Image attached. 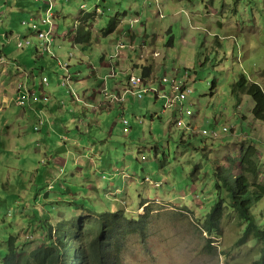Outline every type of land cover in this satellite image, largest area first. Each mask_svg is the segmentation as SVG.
Masks as SVG:
<instances>
[{"label": "rangeland", "instance_id": "1", "mask_svg": "<svg viewBox=\"0 0 264 264\" xmlns=\"http://www.w3.org/2000/svg\"><path fill=\"white\" fill-rule=\"evenodd\" d=\"M13 1L0 0L4 14L0 54L6 58L4 63L0 59V73L8 65L24 84L18 95L32 91L38 100L27 98L26 106L12 103L0 115L12 120L9 134L19 132L23 121L27 131L21 138L10 135L11 144L26 145L25 160L17 156L9 161L7 152L0 153V264H5L13 236L20 249L30 254L48 248V241L52 245L58 238L64 240L63 223V230L76 227L83 235L90 232L94 224L82 222L80 227V220L87 217L75 214L69 201L100 214L120 209L135 220L147 213L149 236L145 241L141 237L129 241L125 264H255L260 260V241L252 238L239 245L247 225L235 212H225L213 246L201 226L218 199L216 166L236 169L237 175L232 160L242 148L257 145L264 183V122L252 116L255 101L235 91L243 76L264 87V0H55L57 36L50 46L21 25L40 11L46 17L49 0H22L23 10ZM97 7L100 13L91 21V41H75L74 24L82 10L90 13ZM112 20L117 29L102 35ZM9 32L11 36L5 38ZM26 38L31 45L20 47ZM144 68L151 70L152 76L145 79L158 92L143 99L127 93L123 104L110 106L112 98L123 95L130 74L143 77ZM165 77L171 82L161 86ZM9 79L8 73L0 76V81ZM175 80L193 92L183 105L166 109ZM73 92L79 102L73 100ZM188 108L197 122L187 115ZM151 114L160 119L151 121ZM41 117L62 128L53 125L49 133L47 125L39 124ZM181 119L192 126H180ZM195 124L201 130L221 132L229 127L231 134L223 133L217 143H204L202 135L193 134ZM31 135L40 147L28 140ZM154 143H160L158 152ZM49 157L66 163L62 181L49 175L60 173L45 164ZM26 163L24 175L18 177L14 167ZM98 180L106 189L95 190ZM110 189L116 197L107 196ZM254 213L264 229V200ZM93 240L90 233L86 245Z\"/></svg>", "mask_w": 264, "mask_h": 264}, {"label": "trees", "instance_id": "2", "mask_svg": "<svg viewBox=\"0 0 264 264\" xmlns=\"http://www.w3.org/2000/svg\"><path fill=\"white\" fill-rule=\"evenodd\" d=\"M86 16L88 19H93L92 13H86L84 19ZM30 24L32 25L33 22ZM85 28L82 25L76 31L75 40L79 43L91 41V33ZM116 29V21L112 20L109 26L103 30L102 35L108 36ZM30 32L33 33L31 28ZM150 72L149 68H144L142 76L149 78L152 76ZM261 76L264 77V71ZM235 91L245 92L255 101L252 116L256 120L264 122V87L243 76ZM204 138V143H206L208 139ZM182 142L189 143L185 139ZM154 145L153 148L158 152L160 143H158L159 146L156 143ZM260 153L256 146L248 149L242 148L239 156L232 160L233 167L238 169L237 175L235 174L236 169L230 170L223 167L224 165L216 166L214 174L218 199L205 217L201 228V231L215 235L220 230L225 212L228 210L235 212L247 225L239 244H247L252 238L262 243V257L255 264H264V229L254 213L255 208L264 199V183L260 182L262 163ZM77 203L73 201L69 202V205L74 208L75 214L82 213L87 217L85 220H80V227H83L82 222L94 224L90 226V232L83 235L76 227L67 232L61 231V234L63 232L65 235L64 240L49 244L48 248L43 246L30 254H27L24 249H20L19 241L13 236L9 240L8 253L4 259L5 264H124V255L128 249L130 238L137 235L146 237L149 224L146 219L147 213L135 220L122 211L114 214H100L93 209L77 206ZM62 204L63 202L60 203V205ZM148 209L149 207H147ZM91 220L93 221L91 222ZM90 233L94 240L91 245L90 243L86 245L85 239H90ZM33 238L32 236L31 240ZM212 242L214 241L210 239L209 243Z\"/></svg>", "mask_w": 264, "mask_h": 264}, {"label": "crops", "instance_id": "3", "mask_svg": "<svg viewBox=\"0 0 264 264\" xmlns=\"http://www.w3.org/2000/svg\"><path fill=\"white\" fill-rule=\"evenodd\" d=\"M54 2H55V0H54ZM10 2H8V6H7V10H9L10 9V4H9ZM11 3H13L14 4V6L15 7H18V9L19 10H23L22 9V0H14L13 2H11ZM54 5H55V3H54ZM82 8L84 9L85 8V5H83L82 6ZM41 12V11H40ZM40 12L38 13V14H33V15H31V17H29V19H28V21H26V20H24L23 22H22V26L24 27L25 26V28H26V30L28 31V33H30V28H31V26H30V22H32V20H33V18H35V19H39L40 18V16H41V14H40ZM9 13L10 14H12V11H9ZM90 13H92L93 14V19H94V17H98V14L100 13V10H99V7H97L96 8V10L94 11V12H90ZM2 15H4L3 13H0V16H2ZM39 15V16H38ZM86 15V13L82 10V17L79 19V20H77L76 21V23L74 24V29H75V33H74V35H73V37H74V40H75V35H76V31H77V29H79V27L80 26H84V27H86L85 28V30L87 31V30H91L90 29V26L92 25V23H91V21H93V19L91 18V19H88V17L86 16V19H84V16ZM54 18H55V16H54ZM0 20H1V18H0ZM135 20H137V19H135ZM134 20V21H135ZM24 23H28V24H24ZM87 24H89V26H87ZM31 34V33H30ZM11 36V32H9V33H6L5 34V38H9ZM32 36L33 37H35L34 36V34L32 33ZM26 39H29V38H26ZM30 40V39H29ZM31 41V40H30ZM76 41V40H75ZM37 50V49H36ZM0 59H1V63H4V62H6L5 60H6V58H5V56L3 55V54H0ZM16 64H18V61L16 60V61H14V63H13V65H16ZM18 67H20V66H18ZM10 68H9V66L8 65H6L3 69H2V71H1V73H0V76H2L4 73H8L9 74V80H8V82H6V81H0V115H1V113L2 112H4V111H6V109H7V107H9V105H11L12 103H15L16 104V100H17V98L19 97V90H18V86L22 83V82H20V80H19V78H17L15 75H14V73H13V71H11V70H9ZM23 84V83H22ZM121 85H123L125 88H126V86H127V84H125V83H122ZM185 86H187L186 84H185ZM23 87H24V84H23ZM22 87V88H23ZM192 91V90H191ZM193 92V91H192ZM15 94H17V97H15ZM152 116H151V121H154L155 119H160V118H158V117H156V116H153V114H151ZM24 116V118L26 119V116H25V114L23 115ZM1 117V116H0ZM19 118H21V115H20V117H18V119ZM12 121V120H11ZM10 121V119H3V118H0V135L1 134H3L2 136H0V153L1 152H7V157L9 158V161H12V159L13 158H17V156H19V158L20 159H22V160H25V155H26V152H25V147L24 146H26V145H23V144H20V143H15V144H11V142L10 141H12V140H10L11 139V137H10V135L11 136H18V138H21L22 136H27V131L25 130L24 131V127H26V124H25V121H23L21 124H19V127H18V130H19V132H14V133H10L9 134V128H10V126H11V124L10 123H12ZM45 125H47V128H48V132L50 133V131H53V125L54 126H62V125H60V123H58V122H50V121H48V123H46ZM37 126H35V128H36ZM34 128V131L36 130ZM62 128V127H61ZM78 132H79V130H78ZM153 137H154V140H156V138H155V136H154V134H153ZM4 138L7 140V141H5L4 140ZM29 141H32L35 145H37V146H39V144H37V140H35V138L31 135L30 137H29V139H28ZM2 143V144H1ZM40 147V146H39ZM44 149L47 151V149H46V147L44 146ZM45 151V152H46ZM9 152L10 153H14L15 154V157H13V156H10L9 155ZM45 154V153H44ZM2 162H3V165L2 166H5V161L4 160H1ZM23 163V162H22ZM44 163V162H43ZM45 164H50V165H54L56 168V170H58L59 171V169H61V168H66V163H64V162H62V161H58V159H55V158H52V157H49L48 158V161H47V163H45ZM12 169V168H11ZM14 169H16L17 171H18V177H20V176H22V175H24V173H25V169H27V163L26 164H24V166H17V167H14ZM0 172H2L1 171V169H0ZM60 172V171H59ZM66 172H67V169H66ZM84 174V172L82 173V175ZM47 175H48V170H47ZM49 175H52L53 177H55L57 180H59L60 179V181H62L64 178L62 177V175L63 174H60V173H52V171H50L49 172ZM74 177H77L76 175H73ZM81 176V175H80ZM76 179V178H75ZM74 179V180H75ZM114 187L115 185H114V183L113 184H111V185H109V187ZM90 187V186H89ZM112 187V188H113ZM90 188H93V187H90ZM95 190H98V189H106V187H105V185L100 181V180H98V182L97 181H95ZM94 189V188H93ZM72 194V192L70 191V190H68V194ZM120 193V192H119ZM73 195V194H72ZM58 196H60V199H62L63 198V195L61 194V195H58ZM107 196L108 197H116V195L114 194V192L110 189L109 191H108V193H107ZM50 197H52L51 195H49V196H46L45 198L46 199H50ZM69 200V199H68ZM67 200V201H68ZM70 202V201H69ZM61 208H63V206L62 205H59ZM37 208H38V206H37ZM32 218V217H31ZM33 219V218H32ZM36 219V218H35Z\"/></svg>", "mask_w": 264, "mask_h": 264}, {"label": "built area", "instance_id": "4", "mask_svg": "<svg viewBox=\"0 0 264 264\" xmlns=\"http://www.w3.org/2000/svg\"><path fill=\"white\" fill-rule=\"evenodd\" d=\"M53 2H54V0H49V2L45 3L46 4V10H47V16L46 17H42V15H41L39 19L33 18V20H32L33 24L32 25L30 24L31 31L33 32L34 36H36L40 39H43L46 42L47 46H50L52 41H54L56 36H57L56 35V26H55L54 21H53L54 15L52 14L53 6H54ZM24 24H28V23H24ZM25 41H26L25 43L23 41H20L18 45L20 47H22L24 45H31V43H32L29 39H25ZM43 81L47 83L48 79L46 77H44ZM170 82L171 81L169 80V78L165 77L160 84H161V86H163L164 84L170 83ZM150 83L151 82H149L148 79H145L141 76L134 75L133 73L130 74L129 79H128V87L124 90L123 95H118V96L111 99V102H109L110 106L114 107V105L116 103L123 104L126 101L125 97H126L127 93H132L133 97H135V98L137 97V98H141V99H143L145 97V95H147L151 92L157 93L158 92L157 88L150 87L149 86ZM152 85H153V82H152ZM22 87H23V84L21 83L18 86V90L21 91ZM173 88H174V92L172 93L171 98H169V100L166 103V109H168V108L170 109L174 106L183 105V103L186 100H188V96L191 95V93H192L191 89H189L187 86H185V83L179 82L178 80H175L173 82ZM102 92L107 97H109L106 90H103ZM166 96L167 95L159 96V97L162 98V97H166ZM27 98L29 100H31V98H32L35 102L38 100L37 94L35 92L31 91L26 96L25 95L19 96L16 100V104L19 106H24V105L26 106L27 105ZM72 98L75 102L80 101V98H78L74 94V92L72 93ZM64 107H65V104H63L62 108H64ZM181 113L184 116L183 111ZM193 113L194 112L191 109H187V115L191 116V115H193ZM138 119L141 121V123L144 122L141 117H138ZM123 120H124V123L126 126L131 125V122L128 119H124V116H123ZM46 123H48V121L46 119H44L43 117H41L39 124L45 125ZM178 123L180 126H186V123L184 122L183 119L179 120ZM188 126L191 127L192 125L188 124ZM35 129L37 130L38 127H36ZM127 130H129V129L127 128ZM230 131H231V129L226 127L224 129V132H221L219 130L210 131L208 129H205L203 131V133L206 136L212 137L213 139H220L223 136V133H230ZM65 169L66 168L59 169L60 174H63L65 172Z\"/></svg>", "mask_w": 264, "mask_h": 264}, {"label": "clouds", "instance_id": "5", "mask_svg": "<svg viewBox=\"0 0 264 264\" xmlns=\"http://www.w3.org/2000/svg\"><path fill=\"white\" fill-rule=\"evenodd\" d=\"M188 109H190V108H188ZM193 111V110H192ZM194 112V111H193ZM192 116V120L193 119H195V121L197 122V120H196V115H195V113H193V115H191ZM195 117V118H194ZM193 123H194V121H193ZM179 124V123H178ZM186 127H188V128H190L187 124H186ZM226 128V127H225ZM229 128V127H228ZM232 129V128H231ZM205 129H203V130H201V128L198 126V124L196 125L195 124V126H194V129H193V134H195V135H202L203 137H206L208 140H211V141H213V142H216L217 143V141H219V140H223V136L220 138V139H213L212 137H210V136H206L204 133H203V131H204ZM208 130H210V129H208ZM213 130H217V129H213ZM213 130H210V131H213ZM232 133L234 134V131H232ZM229 134H231V131H230V133ZM232 134V135H233ZM256 147H257V145H256ZM147 180V179H146ZM78 198V197H77ZM85 200V199H84ZM264 200V199H263ZM262 200V201H263ZM261 201V202H262ZM71 202H73V201H71ZM145 202H147V200H145V201H143V203H145ZM260 202V203H261ZM143 203H142V205H143ZM148 207H150V206H148ZM146 209H147V207H145ZM121 210L119 209L117 212H120ZM116 212V213H117ZM122 212H124V211H122ZM77 214V213H76ZM82 214V213H81ZM109 214H114V213H109ZM108 214V215H109ZM84 215V214H83ZM129 215V214H128ZM131 216V215H130ZM140 216H145V214H140ZM132 218V217H131ZM134 219V218H133ZM65 222V221H64ZM80 223V222H79ZM79 223H78V225H79ZM61 225V224H60ZM66 225L63 223L62 224V227H61V231H63V232H67V229H65V230H63L62 228L63 227H65ZM51 227H53V226H51ZM50 227V228H51ZM201 228H202V226H201ZM50 230V229H49ZM202 232V234H207V238H208V240H210V239H212L214 242H212V243H209V245L210 246H213V243H215L216 241L213 239V235H210V234H208V232L207 231H201ZM245 233V232H244ZM61 235V234H60ZM148 230H147V234H146V237L145 238H143V237H141V236H133V237H131L130 238V240H133V239H135L136 237H141L144 241H145V239H147L148 238ZM243 236H244V234H243ZM129 240V241H130ZM257 240V239H256ZM57 242H59V238H58V241ZM56 242V243H57ZM209 242V241H208ZM129 243V242H128ZM249 243V242H248ZM247 243V244H248ZM258 243H259V241H258ZM50 244V242H48V245ZM212 244V245H211ZM8 245H9V242H8ZM240 245V244H239ZM243 245V244H242ZM263 247V246H262ZM128 250H129V245H128V249H127V251H126V253L128 252ZM125 253V254H126ZM261 257H262V254H261ZM124 259H125V255H124ZM261 259V258H260ZM259 261V260H258ZM257 262V261H256ZM124 264H125V262H124Z\"/></svg>", "mask_w": 264, "mask_h": 264}]
</instances>
